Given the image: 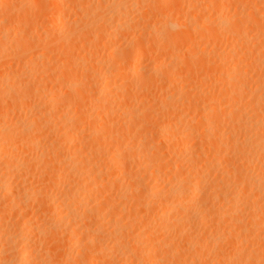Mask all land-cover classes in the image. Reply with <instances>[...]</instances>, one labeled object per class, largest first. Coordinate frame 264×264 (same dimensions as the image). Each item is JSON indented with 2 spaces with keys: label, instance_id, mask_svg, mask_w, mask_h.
Listing matches in <instances>:
<instances>
[{
  "label": "bare ground",
  "instance_id": "bare-ground-1",
  "mask_svg": "<svg viewBox=\"0 0 264 264\" xmlns=\"http://www.w3.org/2000/svg\"><path fill=\"white\" fill-rule=\"evenodd\" d=\"M8 1L0 0L3 18L8 19L15 8L19 13L25 8L28 12L21 1L18 3L20 8L17 1L13 0L14 6ZM30 1L45 15H52L51 10L56 11L57 6L63 12L61 5L66 4L64 0H49L57 7L50 5V9L48 0H43L45 5L40 4L41 0H37L39 3L29 0V5ZM82 1L89 2L91 7L84 9ZM178 1V5L193 2L195 6L189 8L194 9L193 16L190 10L185 9V13L190 12L195 19L198 17L200 23L198 20L190 23L192 17H189V24L188 17L183 20L184 14L178 16L183 21H177L175 17L157 13V7H165L170 0H67L78 16L72 13L73 20L66 19L68 27L63 19L66 32L57 33V29H53L56 32L51 34L52 29L46 31L47 35H52V40L45 34L48 41L44 38V44L40 42L42 40L32 39V45L35 42L40 45L34 46L36 52L39 47H44L39 52L48 49L46 53L51 51L52 56L61 51L57 55L63 60L56 68L48 61L41 62L44 55L39 56L32 50L34 47L28 48L32 51L26 49L27 46L13 48L18 43L22 45L20 41L32 43L29 30H21L24 26L20 30V25L14 27V31H18L14 35L11 33L12 36L9 32L0 36V55L3 54L0 58L5 57L4 52L6 58L11 56L9 58L13 60L14 57L22 64L25 63L22 59L36 58L35 63L33 59L34 66L31 65L33 68L25 70L21 80L16 79L19 72L13 75L16 82L9 84V77L6 82L0 80L4 96L0 95V118L9 114L8 111L16 114V111L28 110V113L23 111L25 114L12 125L0 119V264L44 263L49 252L42 254L38 243L42 241L41 246L49 243L48 236L51 247L55 243L63 246L68 243L64 241L65 236H70L67 238L71 241L78 235L80 239L73 242L78 256H75V264H264V52L259 53L264 47V0H231L235 15L220 14L215 18L206 17L203 7L206 0L204 4L202 0ZM208 1L213 7L218 3L217 0ZM41 5L46 11L40 8ZM211 6L208 11L218 9L220 12V6L215 9ZM32 9L34 11L30 9L28 13L33 16L37 11ZM181 9H184L182 5ZM27 12L22 13L23 18H19V14L14 18H22V23H27L29 15H23ZM37 16L39 19L40 14ZM55 16L56 13L51 16L54 22ZM245 16L251 19L249 22L254 16L255 20L259 18L250 30H246ZM14 18L12 22H15ZM56 18L62 21V17ZM57 19L53 25L58 24ZM205 25L227 33L231 40L228 55L214 53L218 42L216 31L208 27L206 30ZM200 28L208 31L204 35L202 31L203 40L201 37L199 42L202 44L207 39L213 44V47L209 46L213 50L210 52L214 56L212 59L208 53L210 58H205V49L200 53L202 56L197 51L194 54L196 46L199 51V45L190 37V30L197 33ZM179 29L180 37L176 35ZM185 30L190 36L183 34ZM117 35L126 40L125 44L119 42L121 45H116ZM37 39L41 38L37 36ZM14 40L19 42L10 46L12 51L8 46L5 48L6 43ZM103 40L107 45L102 48L104 55L100 60L95 53L89 52L90 62L81 61V55L78 57L73 51L77 48L75 44L95 47ZM159 41L164 45L157 47L162 51L156 55H163L160 56L162 61L130 68L127 64L130 58L133 59L137 52L144 54L149 44L152 47ZM185 44L188 48L183 50ZM69 45H74V49L68 48ZM87 45L85 48H89ZM151 47L156 50V46ZM96 51L98 54L99 50ZM58 58L56 56L55 60ZM179 59L185 64L183 69L179 67ZM131 64L135 63L131 61ZM96 65L105 66L104 72ZM24 66L27 69L28 65ZM68 67L70 72L63 73ZM47 76L58 85L53 93L49 88L46 91L48 86H43V80L50 82L44 79ZM181 77L186 78L182 80L185 81L183 84ZM104 78L108 81L101 86ZM206 83H209L210 91L205 92L202 85ZM40 84L44 89L38 87ZM252 84L254 88H251ZM155 90L159 92L153 93ZM49 94L50 99L44 104V98H49ZM138 95L143 99L150 96V105ZM42 97L44 103L37 100ZM124 98L130 103L135 101L136 105L126 104ZM34 99L44 105L35 100L38 105L33 103L36 107H32ZM67 109L77 113L78 118L71 117ZM93 110L97 111L96 119L92 118ZM189 140H193L190 147ZM69 141L76 144L70 145ZM42 142L48 146L44 145L46 147L41 150ZM108 142L114 145L113 149ZM100 143L104 148L109 145L112 150L103 149ZM96 156L103 157L100 162L104 172L96 171L91 162ZM251 166H259V175L253 176ZM205 171L216 173V178L215 174L213 179L210 173L204 174ZM143 177L158 185L162 182L163 187L158 190V185L144 183ZM29 180L34 185L27 186ZM124 180L127 182L122 185ZM59 187L58 196L48 194V190ZM90 203L93 205L89 206ZM33 205L40 211L41 215L37 213L41 218L39 221L44 224L37 223L36 214L33 219L37 224L31 222L30 216L26 222L19 223L24 221ZM157 211L162 215L156 217ZM17 215L19 222H12ZM51 242L55 243L52 245ZM63 251L60 256L57 254L60 259L54 257L59 261L55 263L71 262V252Z\"/></svg>",
  "mask_w": 264,
  "mask_h": 264
},
{
  "label": "rangeland",
  "instance_id": "rangeland-1",
  "mask_svg": "<svg viewBox=\"0 0 264 264\" xmlns=\"http://www.w3.org/2000/svg\"><path fill=\"white\" fill-rule=\"evenodd\" d=\"M4 1H7V0H4ZM10 1H12V3H11ZM10 1H8V2H10L11 5L13 4L12 6H14V3H16L15 1H17L16 5H17L19 8L21 7V5H22V6L24 5L23 7H27L28 12H29L30 9L33 10L32 8H35L36 11H37V9H38V8L36 7L37 5L35 6V5L32 3L33 1H30V5H29V3H28L29 0H27V2H25V4L27 3L26 5L24 4V1H26V0H15L14 2H13V0H10ZM20 1H21L22 4L20 3ZM22 1H23V2H22ZM35 1H37V0H35ZM39 1H40V0H39ZM39 1H37V3H39ZM62 1H63V0H62ZM170 1H171V2H170V3L168 2V4H166L165 7H164V6H163V7L160 6L161 8L157 7L156 11H157L158 9H159V10L161 9L160 11L158 10L157 13L160 12L159 14H160L161 16H163V15H164V16H168V15H169V17H171V18L175 17V20H177V21H179V20H181V21L184 20V21H185V20H188V19H189V20H188V23H189V22L191 21L189 17H192V16H193V12H194V9H192V10H193V12H192V10L189 9V8H190L191 6L193 7V5L195 6V4H194L193 2H191L192 5H191V4H187L188 2H185V3H183V4L180 3V4L183 6V8H184V9H181V5H180V4L178 5V3H179L180 1H178V0H176V1H175V0H170ZM200 1H201V0H200ZM203 1H204V2H203ZM217 1H218V3H219L221 0H217ZM223 1H225V2H221V4H220V3H219V4L216 3L215 7H213V6L210 5V3L208 4V2H209L208 0H206V3H205V0H202V3H203V4H204V3L206 4V5L204 4L205 6L203 5V7H205V8H206V11H207V12L205 11L206 17H207V18H209V17L212 18V16H213V18H215V16H216V17H219L220 14H222V15H224V16H225V15H229V16H231V15H235V13H234V12H235V10H234V9H235V6H234V5L231 6V4H232L233 2L231 3V0H230V2H229L228 0H223ZM226 1L229 2V4H227V6H226V3H227ZM8 2H7V3H8ZM45 2H46V3L49 2V5H47L49 8L52 6V5L50 4L51 2H50L49 0H48V2H47V1H45ZM82 2L84 3V4H82L83 8L85 7L84 9H86V8H90V7H91V6L89 5V2H86V3L88 4V6H87V4L85 3V1H82ZM173 2H174V3H173ZM175 2H176V3H175ZM177 2H178V3H177ZM245 2H247V0H246ZM18 3L21 4V5H19ZM34 3H35V2H34ZM37 3H35V4H37ZM41 3L44 4V1L41 0V1H40V4H41ZM52 3H53V2H52ZM62 3H63V2H62ZM64 3H66V4H62V5L60 4V5H61V9H63L62 7H64V9H65V7H66V8H69V9H68L69 12H68L67 9H65L66 11L63 9L64 14H63V12H61L62 10H59V9H60L59 6H57L58 9H57L56 11H54L52 8H50V9H52L51 11H53V14H54V15H55V13H56V16H59L60 19H61V17H62V21L58 20V19L56 18V16H55V17H54V18H55V22H54L53 17H51V16H53V14L51 15V13H47V14L45 15V12H43V11L40 12V9H39V11H37L38 13H37V12H34V15L32 16V15L29 14L30 12L28 13L27 11H25L26 8L23 9V7H22V9H23L22 12L19 13L18 9L15 8V9H17V10H15V9L13 10V9H12V10H11V13H10L9 15L12 17L11 14H13L12 19L14 18V16L17 17L18 14H19V15H18L19 18H20V16L23 18L22 13L27 12L26 14H23V15H27V14L29 15V18H30V19L27 21V23H25V22L22 23V20H23L22 18H21V19L14 18V19H15V22H14V20H13V22H14V23H13V22H12V19H10V18H11L10 16H9L8 19H5V18H3L2 15H0V16H1V17H0V19H1V20H0V36L6 35V34H9V33H10V35H11V33H13V35H14L15 33H17L16 31H18V29H15V31H14V27L17 28L18 25H20V26H19V30L22 28V26H24V27H23L21 30H24L25 28L29 30V32H30L29 34H30V36L32 37V38H29V39H31L30 41H32V39L34 38L35 40H38V41H39V40H42V41H40V42H42V43L44 42V38H46V41H48V40H47V36L49 37V39H51L50 37H52V35H50L49 33L53 34V33L56 32V31H57V33H60V32H66V29H67V28H65V26L67 25V27H68V24H67L66 22L68 21V19H71V17L73 16V15L71 16V14L73 13L74 16H75L76 13H77V11L75 12V10L72 8V6L69 7V5H71V4H70V3L67 4V3H68L67 0H66V1L64 0ZM171 3L174 4L173 6H175V8L172 7V4H171ZM200 3H201V2H200ZM223 3H224V5H223ZM40 4H38V6H40ZM90 4L92 5V3H90ZM169 4H170V5H169ZM233 4H234V3H233ZM16 5H15V6H16ZM27 5H29V6H33V7L30 8V7L27 6ZM44 5H45V4H44ZM44 5H41L40 8H42L44 11H46V10L44 9V8H45ZM50 5H51V6H50ZM66 5H67V6H66ZM184 5H186V6H184ZM187 5H189V6H187ZM209 5H210L211 8H213V9H215L216 6H218V7L220 6V7H219V10L221 9L222 11L220 10V12H218V11H217L218 9H217L216 12H215V11H211V9H210V11H211V12H210V11L207 10L208 7L210 8ZM221 5H222V6H221ZM229 5H230V6H229ZM261 5H262V4H261ZM261 5H260V6H261ZM42 6H43V7H42ZM53 6L56 7L55 3L53 4ZM53 6H52V7H53ZM167 6H168V7H167ZM179 6H180V8H179ZM206 6H207V7H206ZM233 6H234V7H233ZM28 7H29V8H28ZM57 7H56V8H57ZM218 7H217V8H218ZM223 7H224V8H223ZM166 8H169V9H166ZM171 8H172V9H171ZM209 8H208V9H209ZM70 9H72L73 11H72V10L70 11ZM173 9H175L176 12H177L178 10H180L181 12H180V11L177 12V13H179V14H177V16H176V12H175ZM185 9L190 10V12H192V13H191L192 16L190 15V12H189V11H188L189 13H185V12H186ZM213 9H212V10H213ZM229 9H230V10H229ZM48 10H49V9H47V11H48ZM166 10H167V11L170 10L171 13H172V14H171L172 16H170V14H168V12H167ZM182 10H184V12H183ZM12 11H15V12H12ZM33 11H34V10H33ZM33 11H32V14H33ZM51 11H50V12H51ZM161 11H162V12H161ZM170 11H169V12H170ZM57 12H58V14H59V13H60V14L58 15ZM65 12H67V13L65 14ZM74 12H75V13H74ZM165 12L167 13V15H166ZM16 13H17V14H16ZM35 13H36V14H35ZM43 13H44V14H43ZM69 13H70V14H69ZM161 13H162V14H161ZM173 13H175V15H174ZM180 13H181V14H180ZM208 13H210V14H208ZM20 14H21V15H20ZM37 14H38V15L40 14V17H41V16H42V17H41V18L39 17V19H38ZM67 14H69V16H68ZM182 14H184V15L182 16ZM185 14H186V15H185ZM47 15L50 16V17L48 18ZM60 15H62V16H60ZM63 15H64V16H63ZM179 15L182 16V18H185V19H183V20H182V18L180 19V18L178 17ZM188 15H190V16H188ZM222 15H221V16H222ZM31 16H32V18H31ZM34 16H36V18H37L38 20H37ZM67 16H68V17H67ZM74 16H73L72 18H74ZM76 16H78V14H77ZM76 16H75V17H76ZM263 16H264V14H263ZM24 17H25V16H24ZM27 17H28V16H27ZM187 17H188V19H187ZM196 17H197V16H196ZM252 17H253V16H252ZM254 17H255V16H254ZM254 17L252 18L253 20H252L251 22H249L251 19L249 20V17H248V16H245V17H244V18L247 20V21L245 20V22H248V23H245V22H244V23L246 24V25L244 24L245 27H246V30H247V29L250 30V29L253 27V26H252V23L255 22V21H258L259 18H258V19L256 18V20H255ZM33 18H35L34 21L37 20L35 24H32V23L34 22V21H33ZM64 18H65V21L63 20ZM67 18H68V19H67ZM177 18H178V19H177ZM17 19H18V20H21V22H20V21H17ZM56 19H57V22H58L59 25H58V24L53 25L54 23H56ZM66 19H67V21H66ZM173 19H174V18H173ZM191 19H192V22H190V23H192V24L194 23V20H198V22L200 23V20H199L198 17H197V19H195L194 17H192ZM7 20H8V21H11V22L13 23V25H12V23L8 22ZM30 20H32V21H31L32 23L30 22ZM51 20H52L53 22H52ZM71 20H73V19H71ZM25 21H26V20H25ZM63 21L65 22L66 25H64ZM181 21H180V22H181ZM17 22H18V23H17ZM29 22H30V24L27 25ZM51 22H52V24H51ZM1 23H5V24H1ZM19 23H22L23 25H22V24H19ZM190 23H189V24H190ZM15 24H16V25H15ZM24 24H26V25H24ZM49 24H51V27H50ZM62 24H63V25H62ZM201 24H203V22H202ZM249 24H250V26H248ZM4 25H5V26H4ZM10 25H11V26H10ZM14 25H15V26H14ZM33 25H35V28H36L37 31L34 30V29H32V28L34 27ZM36 25L38 26V28H37ZM6 26H8V27H6ZM26 26H29V27L32 26V27H30L32 30H31L29 27H26ZM52 26H53V28H52ZM55 26H56L57 28H56ZM209 26H210V25H209ZM211 26H212V25H211ZM9 27H10V28H9ZM11 27H13V29H11ZM58 27H60L61 29L64 27V29H63L64 31H62V30H61L60 28H58ZM207 27H208V25H207ZM207 27H206V25H205L206 30H208V28H211V27H208V28H207ZM214 27H215V26H214ZM214 27L212 26L211 29H212L214 32L216 31V35H217L218 37H219V35H222V36H221L222 38L219 37V39H218L217 36L215 35V38H216V40H218V42H216L217 44L215 43V45H217V46H216L217 48L215 47L216 50H214V53H215V54H218V53H219V54H218L219 56H220V55H221V56H224L225 54L228 55V54H229L228 51H229L230 46H231V40L228 38V35H227L226 32H222V31H220L218 28H217V30H215ZM9 29H11V30L9 31ZM46 29H47V30H46ZM50 29H52V30H53V29H54V30L57 29V30H56V31H54V30L51 31ZM183 29H185V28L183 27ZM186 29H187V28H186ZM4 30H5V31H4ZM49 30H50V31H49ZM204 30H205V29H201V28H200V31H199V29H198L197 31H198L199 33L201 32L200 34H199L198 32H197V33H194L192 30H190V32H192V33H190V34H191L193 37L190 36L189 32L187 33L186 30L184 31L185 33H183V34H186V33H187V35L190 36L191 38H193L194 41L196 40L195 42H197V44L199 45V47H198L199 51L196 50V49H197V46H196L195 51H194V54H195V52L197 51V52L199 53V55H201L200 53L205 49L206 51H203L204 54H205V55L203 54V55L205 56V58H206V57L210 58V57H209V55H210V56H211V59H212L214 56H213V54H210V52L213 51V50H211L212 48H210L209 46L213 47V44H212L210 41H208L205 37H204V38L206 39L205 42L203 41L202 44H201V42H199V40H201V39H199V38H201V37L204 35V33H205V34L208 33V31H206V30L204 31ZM3 31L6 32V33H4ZM13 31H14V32H13ZM25 31H26V30H25ZM31 31H32V32H31ZM46 31H49V33H48L49 35H47V34L45 33ZM58 31H59V32H58ZM178 31H180V29L176 31V35H177L178 37H180V35H181L182 33L180 34V32H178ZM202 31H203V35L201 36ZM217 31L219 32V34H217V33H218ZM1 32H3V33H1ZM8 32H9V33H8ZM26 32H28V31H26ZM34 32H35V33H34ZM221 32H222V34H220ZM33 33H34V34H33ZM43 33H44V34H43ZM177 33H179L180 35L177 34ZM1 34H2V35H1ZM31 34H33L34 36H36V38L33 37V35H31ZM45 34H46L47 36H46ZM197 35H198V36H197ZM11 36H12V35H11ZM37 36L40 37L41 39H37ZM177 36H176V37H177ZM119 37H122V36L119 35ZM119 37H118V35H117L118 43H117V38H116V37H115V40H116V41H115V40H114V41H115V43H117L116 45H121V43H122V45H123V43H124L126 40L123 39V37H122L123 40H122L121 38H119ZM42 38H43V39H42ZM27 39H28V38H27ZM34 39H33V40H34ZM24 40H25V39H24ZM51 40H52V39H51ZM124 40H125V41H124ZM202 40H203V37H202ZM221 40H222V41H221ZM15 41H16V40H14V42L12 41V43H6L7 45L5 44V45H6L5 48H6L7 46L10 47L13 43H15V45H16V44L19 42L18 40H17L16 42H15ZM26 41H27V40H26ZM104 41H105V43H104ZM20 42H22V43H21L22 45H20V44L18 43V45H16V46L13 45V46H14L13 48H14V49H15V48H19V49H20V48H22V46H23L24 48H26V46H27L26 49H28L29 47L32 48V47H34V46H35V47L37 46V48H38V45H39L38 42H37L38 45H36V42L34 43V45H32V44H33V41H32V43H30L29 41H27L29 44H31V46H30L28 43H26V42H23V41H20ZM40 42H39V43H40ZM119 42H121V43H119ZM160 42H161V41L157 42V44L159 43L160 45H159V44H158V45H157V44H153V45H152V47H153V46H156V50H157V51L155 50V47H153V50H151V49H150L151 45L149 44V45H148V48L150 49L151 52L148 50V48L146 49V52H145L144 54H141V55H140L138 52H137V53L135 52L136 55L134 54V55H135V56L133 57L134 60H133L132 58H130L131 61H132L133 63H135V64H131L130 59L128 60V61H130V62L127 61V64L129 63L128 65H130V68H131V67H132V68H134V67H140V65H141V66H147V65L149 66V65H151V64L153 65V63L155 64V62L162 61L163 58H161V57H163V55H162V56L160 55L161 57L159 56L158 53H159V50H160V49H159V48L157 49V47H161V46H163L164 43H163V41H162L161 43H160ZM207 42H208V44H207ZM219 42H220V43H219ZM225 42H227V43H225ZM23 43L28 44L29 46H28V45H25V44L23 45ZM44 43H45V42H44ZM44 43H43V44H44ZM50 43H51V41L49 40V45H50ZM106 43H107L106 40L100 41V45H102V47H100L99 44L96 45L95 47H90V46L87 45V44H83V45H82V44H75V45H77V48H76V49H77V50L79 49V50L77 51V50L75 49V50H73V51H74V53L77 52L76 55H77L78 57H80V55H81V57H80V58H81V59H80L81 61L84 59L83 61H85V62H90V61H89V58L87 57V54L89 55V52H90V53H91V52H92V53H95L97 60H100L101 57L104 55V53H103V51H102V50H103L102 48H104V46L107 45ZM183 43H184V42H183ZM210 43H211V45H210ZM124 44H125V43H124ZM162 44H163V45H162ZM197 44H196V45H197ZM204 44H205V45H204ZM224 44H225V45H224ZM227 44H228V45H227ZM58 45H59V44H58ZM58 45H57V46H58ZM85 45H87L90 49L87 48V47H86V48H87V49H86V48H85ZM39 46H40V45H39ZM72 46H73V47H72ZM80 46H81V47H80ZM182 46H183V45H182ZM184 46H185V47H184ZM184 46H183V50H184V48H185V49L188 48V45H187V44H185ZM203 46H204V48H203ZM207 46H208V47H207ZM226 46H227V47H226ZM35 47L32 48V50H34V52H36V49H37V48H35ZM59 47H61V48H59ZM70 47H71L72 49H74L75 46H74V45H69L68 48H70ZM97 47H98V48L100 47V48L97 49ZM152 47H151V48H152ZM205 47H206V48H205ZM0 48H1V47H0ZM2 48H4V47H2ZM10 48H11V50H10ZM10 48H9V50L12 51V47H10ZM39 48H40V49H43L44 47H43V48H42V47H39ZM58 48H59L60 50H64V49L62 48L61 45L58 46ZM71 48H70V49H71ZM81 48H83V49H81ZM91 48H92V49L95 48V49L91 50ZM201 48H202V49H201ZM231 48H232V47H231ZM40 49H38V50H37L38 52H36V53H37V54L39 53V54H38L39 56H42V55H44V56L41 57L42 60H40V59H39V60H40L41 62H42V61H43V62L45 61L46 63H47V61H48L52 67L54 66L53 68L58 67V66H56V65L59 64V61H62V60H63V59H62V56L60 57V55H57V53L61 54V53H60L61 51H60V52H59V51L57 52L56 50H54V52H55V51H56V52H55V53L53 52V53H54V55H53L54 57H53L52 55H50L51 51H49V52H50L49 54L46 53V52H48V51H47L48 49L45 50L46 52H44V50H42V51L39 52ZM59 49H58V50H59ZM88 49H89V51H88ZM207 49H208V50H207ZM28 50L32 51L31 49H28ZM82 50H83V51H82ZM86 50H87L88 52H87ZM96 50L101 51V54H100L99 51H98V54H97V51H96ZM147 50H148L150 53H148ZM209 50H210V51H209ZM230 50H231V49H230ZM10 51H9V52H10ZM84 51H85V52H84ZM161 51H162V50H160V53H161ZM215 51H216V52H215ZM222 51H223V52H222ZM34 52H33V53H34ZM156 52H158L157 55H156ZM220 52H221V53H220ZM226 52H227L228 54H227ZM263 52H264V47H261V48L259 49V53H263ZM36 53H35L34 55H37ZM53 53H52V54H53ZM146 53H147V55H146ZM162 53H163V52H162ZM198 53H196V56L199 57V55H197ZM206 53H208L209 55L206 54ZM4 54H5V57H4V58H3V57L0 58V72H1V73H0V77H1V78L3 77V79H0V80H3L4 82H6V81H5V80H7L6 78L9 77L10 79H12L14 76H16V73L19 72V73H18L19 75H17V78H16V77L13 78L14 80L12 79V80L9 81V78H8L7 82H8L9 84H11L13 81L16 82V81H15V78H16V79L19 78V79L21 80V77H22V76L24 75V73H25L24 71H25V70L28 71V68H33L32 66H34L33 64L36 62V60H35L36 58H34L33 56L30 57V58H32V59L28 58L29 55H30V53H29L26 57L28 58V60L30 59V61H26V60H27L26 58H25L26 60H25V59H22V60L25 61V63H24V61L21 60L26 66L28 65V66H27V69H25L26 67L24 66V64L20 63V62L18 61V59H15V58L12 56L14 62H15V60H16L17 63H18V62L20 63V65H19V64H16V62L14 63L13 60H12L11 58H9V57H11V56H9V57L7 56V58H6V54H7V53L4 52ZM45 54L50 55V56H52L53 58L50 57V56H48V57L50 58V59H48V57H46ZM223 54H224V55H223ZM1 55H3V54L1 53ZM1 55H0V56H1ZM82 55H83L84 57H83ZM97 55H98V57H97ZM148 55H149V56H148ZM30 56H31V55H30ZM56 56L59 57L60 60H59V58H58V60H55V57H56ZM85 56H86V57H85ZM136 56H137V58H135ZM141 56H142V57H141ZM143 56H145V58H144ZM150 56H151V57H150ZM158 56H159V59H158ZM201 56H202V55H201ZM43 57H44V58H43ZM45 57H46L47 59H46ZM138 57H139V58H138ZM156 57H157L158 60L156 59ZM165 57H166V56H165ZM167 57H168V56H167ZM167 57H166V58H167ZM262 57H264V56H262ZM142 58H143V59H142ZM150 58H151V59H150ZM168 58H169V57H168ZM168 58H167V60H169ZM201 58H202V57H201ZM33 59H34V63H33ZM44 59H46V60H44ZM52 59H53V61H52ZM61 59H62V60H61ZM148 59H149V60H148ZM152 59H153V60H152ZM10 60H11V61H10ZM135 60H136V61H135ZM167 60H165V61H167ZM31 61H32V62H31ZM51 61H52V62H56V63L53 64ZM57 61H58V62H57ZM134 61H135V62H134ZM137 61H138V62H137ZM154 61H155V62H154ZM216 61H217V63L220 62V61H218V60H216ZM27 62H29V64H26ZM177 62H178V64H179L180 69H183L185 64H183L184 62H182V59H181V60L179 59ZM179 62H180V63H179ZM31 63H32V64H31ZM57 63H58V64H57ZM186 63H187V62H186ZM21 64H22V65H21ZM127 64H126V65H127ZM136 64H137V66H136ZM139 64H140V65H139ZM31 65H32V66H31ZM19 66H20V67H19ZM29 66H31V67H29ZM55 66H56V67H55ZM94 66H95V65H94ZM96 66H97L98 70H100V72H101V71L104 72L103 69L105 68V66H104V67H103V66H100V65H96ZM98 66H99V67H98ZM133 66H134V67H133ZM16 67H17V68H16ZM22 67H23V69H22ZM18 68H19V69H18ZM101 69H102V70H101ZM8 70H9V72H8ZM15 70H17V71H15ZM64 70H65V68H64ZM3 71H4V72H3ZM2 72H3V73H2ZM14 72H15V75H14ZM21 72H22V73H21ZM61 72H63V71H61ZM68 72H70L69 67L66 68V70H65L63 73H68ZM20 73H21L22 75H21ZM7 74H8V75H7ZM201 74H202V73H201ZM13 75H14V76H13ZM180 75L183 76L184 74H183V73H182V74L180 73ZM4 76H5V77H4ZM12 76H13V77H12ZM18 76H19V77H18ZM20 76H21V77H20ZM199 76H201V75H199ZM48 77H49V76H47L46 78L44 77V79L50 81V80L48 79ZM175 77H176V76H175ZM183 77H185V76H183ZM198 78H204V77H198ZM31 79H32V78H31ZM180 79H181L180 83L183 84V82H185V81H182V80H183V79L185 80L186 78H183V79H182V77H181ZM32 80H33V79H32ZM202 80H203V79H202ZM18 81H19V80H17V82H18ZM33 81H34V80H33ZM51 81H52V82H51ZM51 81H50L49 83H47V81L43 80L42 83H43V86H48V87H45V88H46V91H48L47 88H49V91L53 93V91L55 90V87L58 88V85H57L55 82H53V79H52V78H51ZM104 81H105V83H104ZM107 81H108V80H106V79L104 78V80L100 82V85H101V86H104V85L107 83ZM44 82H46V84H48V85H46ZM117 82H119V80H118ZM42 83H41V84H42ZM119 83H120V82H119ZM209 83H210V82H209ZM209 83L204 84L205 87H204V85H202V89H204L205 92H206V91H210V87L208 86ZM41 84H40L38 87L44 89L43 87H41V86H42ZM44 84H45V85H44ZM251 88H254V85H253V84L251 85ZM207 89H208V90H207ZM0 91H1V90H0ZM158 92H159L158 90H155V92H153V93H156V94H157ZM170 92H171V91H170ZM1 94H2V97H4L2 91H1L0 95H1ZM4 95H5V94H4ZM132 95H133V94H132ZM48 96H49V98L46 97L48 100H47L46 98H44V102H45V103L43 102V100L41 101V99H43V97H42V98H38V99L36 98V99L39 100L41 103L43 102L44 104H46V102L49 101L51 94H49ZM134 96H136V94H134ZM138 96H140V95H138ZM147 96H148V95H147ZM142 97H143V96H140L139 98H142ZM148 97H149V98H148ZM148 97L145 99V96H144V99H145L146 101L142 98V100L145 101L146 105H150L149 103H151L150 100H149V99H151V98H150V96H148ZM36 99H34V101L31 103V104L33 105L32 107H34V108L36 107V106L34 105V104H36V101H37ZM122 99H123V98H122ZM35 100H36V101H35ZM45 100H46V101H45ZM127 100H129V99L124 98V101H123V100H122V101H123V102L126 101L125 103H126V104H129V105H131V104H133V105L135 104V105H136L135 101L132 102V103H130L131 101L129 102V101H127ZM140 100H141V99H140ZM245 100H246V99H245ZM39 101H37V102H39ZM132 101H133V100H132ZM40 102H39L40 105H44V104H41ZM246 102H247V101H246ZM33 103H34V104H33ZM47 103H48V102H47ZM36 105H38V103H37ZM32 107H31V108H32ZM7 109H8V108H7ZM184 109H185V108H184ZM184 109H183V110H184ZM31 110L33 111V108H32ZM185 110H186V109H185ZM185 110H184V111H185ZM23 111H24V110H22V112H20V113H19L18 111H16V112H17V113H16L17 115H16L15 112H13V111H12L13 114H11V111H10V112L8 111L9 114H6L5 116H2L3 118L1 117L0 119H2V122H4L5 124H7V125H12V124L15 123L16 121H18L17 119H21V118H20V115H21V117H22L25 113H28V112H27L28 110H26V109H25V111H24L25 113H24ZM67 111L69 112V115H70L71 117H74V118L76 117V118H78V117H77V113H75L72 109H67ZM248 111H249V110H248ZM18 113H19V115H18ZM250 113H251V112H250ZM250 113H249V114H250ZM14 114H15V115H14ZM94 114H95V115H94ZM96 114H97V111H96V110H95V111L93 110V115H94V116H92V118L96 119V118H95ZM189 114H190V112L188 113V115H189ZM249 114H248V116H249ZM251 114H252V113H251ZM11 115H13V116H11ZM7 116H8V117H7ZM15 116H17L18 118L15 117ZM78 116H79V115H78ZM189 116H191V114H190ZM11 117H12V119H11ZM10 119H11V120H10ZM13 119H14V120H13ZM94 119H93V120H94ZM3 120H4V121H3ZM15 120H16V121H15ZM0 121H1V120H0ZM8 121H10V122H8ZM195 124H196V122H195ZM87 130H88V128H87ZM43 142H44V141H43ZM43 142H42L41 145H43ZM68 143H71L70 145H72V144H74V143L76 144V142H71V141H69ZM87 143H88V142H87ZM125 143L128 145V142H127V141H125ZM88 144H89V143H88ZM88 144H87V145H88ZM90 144H91V143H90ZM92 144L95 145L96 147H98V146L96 145V143L94 144V143L92 142ZM100 144H101V147L103 146V147H102L103 149H106V150L109 151V152L114 148V145H112V144L110 143V144H111V147H112V149H110L111 147L109 146V145H110L109 142L107 143V144H109V145L106 146V148H104L105 146L102 145V143H100ZM44 145L48 146V143H45ZM44 145L42 146V148H40L41 150L43 149V147H46V146H44ZM66 145H67V144H66ZM191 145H193V140H189V142H188V146L190 147ZM67 146H69V145H67ZM89 146H90V145H89ZM109 147H110V148H109ZM115 147H116V146H115ZM33 157H35V154H34V153H33V155H31L30 158L33 159ZM97 157H99L100 159L97 158ZM140 157H141V156H140ZM95 158H97L98 160H96ZM95 158L91 159V162L93 163V165L96 166V171H99V172H100V170H102V171L104 172V171H105V168L101 166V164H102L101 162H102V161L100 162L101 158H103V157L96 156ZM92 160H93V161H92ZM96 163H97V164H96ZM185 166H186V165H185ZM253 166H254V165H253ZM253 166H251L252 168L250 169V170L253 171V173H254V174H253V173L251 172V173L253 174V176H254V175H255V176L259 175V174H257V173L259 172V171H258L259 166H256L257 168L254 167L255 169L253 168ZM260 167H261V166H260ZM248 168H249V167H248ZM97 169H98V170H97ZM252 169H253V170H252ZM256 169H257V170H256ZM102 171H101V172H102ZM255 171H256V172H255ZM206 173H207V175L210 173L209 175H210V177H211L212 179L214 178V176H213L214 174H215V178H216V176H217L216 173H212V172H209V171H208V172H207V171L204 172V174H206ZM143 178L145 179V177H143ZM211 178H209V180H210ZM145 181H146V182H145ZM145 181H144V183L147 184V182H148L149 185H153V186L158 185V184H156V183H154V182H152V181H149V180H147V179H145ZM210 181H211V180H210ZM28 182H30V183H27V186H29V184H30V185H34V182H33L32 180H29ZM125 182H127V180H124L123 183H122V181H121V184L123 185ZM31 183H32V184H31ZM153 183H154L155 185H154ZM126 184H127V183H126ZM159 184H160V185H158L157 189H158L159 187H160L159 189H161V186L163 187V183H162V182H160ZM14 185H15V184H14ZM14 185H13V187H14ZM124 185H125V184H124ZM60 188H61V187H59L58 190H55V189L48 190V194H50L51 197L58 196V193H59L58 191L60 190ZM89 188H91V187H89ZM159 189H158V190H159ZM57 192H58V193H57ZM90 204H91V205H89V206H92V205H93L92 203H90ZM30 206H31V205H30ZM34 208H35V209H34ZM36 209H37V208L34 207V205H33V208H30V209H29V210H30L29 213H28V211L25 210V212H27L28 215H26V217L24 218V221H23V219H22V220H20V222H19V219H20V218H19V215H17V216H14V220H13V218H12V222H14V223H16V222H19V223H21V222H26V221L28 220V217H29V216H30V218H32V220L30 219L31 222H34V221H35L34 219L36 218V215H37V217H38V214L40 213V211H38V210H36ZM32 210H33L34 212H33ZM35 210H36V211H35ZM38 212H39V213H38ZM32 213H33L34 215H33ZM37 213H38V214H37ZM161 213H162L161 211H157V212L155 213V216H156V215H157L156 217L161 216V215H162ZM30 214H32L33 216L30 215ZM35 214H36V215H35ZM40 215H41V213H40ZM40 215H39V216H40ZM27 216H28V217H27ZM117 217L120 218V215L117 216ZM156 217H153V219H154V220H157L158 218H156ZM33 218H34V219H33ZM155 218H156V219H155ZM25 219H26V221H25ZM39 219H41V218L38 217V222H37L38 224H39L40 222H42L41 220L39 221ZM34 223H36V221H35ZM37 223H36V224H37ZM42 223H43V222H42ZM42 223H41V226L44 224V223H43V224H42ZM39 225H40V224H39ZM208 232H210V231L208 230ZM263 234H264V233H263ZM207 235H208V234H207ZM49 236H51V235H49ZM67 237L69 238L70 236H67ZM67 237L65 236L66 239H64V241L66 240L65 243H67V242H68V243L65 244V245H63L64 247L66 246V247H65V251H63L64 248H63V246H62V243H61V245H57V244L54 242V243L57 245V248H56L55 244H54L53 242H51L52 245L54 244V246L51 247V245H50V239H51V238L47 236L46 240H48L49 243H46L45 238L43 237L42 240L45 241V242H43V243H44V244L46 243V244L43 245V246H41V245H42V244H41L42 241H41L40 243H38V247H40V248L42 247L41 249L38 248V250H41V251H42V254H43V252H49V253H47V255L50 254V255H51V258H50V255H49V258H50V260H49V259H48V256H47V255H46V256L44 255L45 257H47V259H44V260H45L44 263H40V264H48V263H49V264H57L59 261H58V260L56 261V258L58 259V257L60 256V254H63V253H61L60 251H63V252L69 253V251H70L72 248H73V249L70 251L71 253H69L70 256L72 255V256L70 257V258H72L71 262H62L61 264H70V263H71V264H73V263L75 264V261H74V260L76 259V257L78 258V256H77V254H76L77 251L74 250L75 247H74V243H73V242H74L75 240L80 239V235H78V236L75 237V238H72L73 240L70 239L71 241H69V239H68ZM49 238H50V239H49ZM70 238H71V237H70ZM48 241H47V242H48ZM64 241H62V242L64 243ZM71 242H72L73 244H72ZM145 243H146V242H145ZM145 243H143V244H145ZM40 244H41V245H40ZM47 244H48V245H47ZM39 245H40V246H39ZM49 245H50V246H49ZM147 245H148V244H147ZM44 246H45V251H44ZM46 246H47V247H46ZM48 246H49V247H48ZM60 246H61V247H60ZM67 246H68V247H67ZM144 246L147 247L146 245H144ZM148 246H149V245H148ZM20 247H21V246H20ZM53 247H54V248H53ZM58 247L60 248L59 251H57V249H59ZM69 247H71V248L68 249ZM51 248H52V249H51ZM55 248H56V249H55ZM50 249H51V250H50ZM61 249H62V250H61ZM66 249H67L68 251H67ZM47 250H48V251H47ZM52 250H53V251H52ZM73 251H74V253H73ZM55 252H56V253H55ZM58 253H59V256L57 255ZM73 254H74V255H73ZM53 255H54V256H53ZM57 256H58V257H57ZM75 256H76V257H75ZM45 257H44V258H45ZM54 257H56V258H54ZM60 258H61V257H59V259H60ZM73 258H74V259H73ZM54 259H55V260H54ZM48 261H49V262H48ZM72 261H73V262H72ZM79 261H80V258H79V260L77 259V262H79ZM211 261H212V260H211ZM211 261H210V262H211ZM45 262H48V263H45ZM55 262H57V263H55ZM77 262H76V263H77ZM31 264H39V263L36 261V263H34V262L32 263V262H31Z\"/></svg>",
  "mask_w": 264,
  "mask_h": 264
}]
</instances>
